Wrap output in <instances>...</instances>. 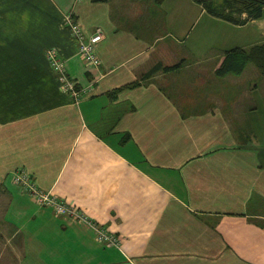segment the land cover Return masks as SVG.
I'll list each match as a JSON object with an SVG mask.
<instances>
[{"label":"crops","instance_id":"crops-1","mask_svg":"<svg viewBox=\"0 0 264 264\" xmlns=\"http://www.w3.org/2000/svg\"><path fill=\"white\" fill-rule=\"evenodd\" d=\"M134 2L120 24L112 0H0V248L16 264H264V112L229 97L227 77L242 72L218 76L223 54L205 75L193 72L198 50L176 55L149 38L163 17L150 22ZM196 2L192 19L198 4L212 16ZM68 14L86 35L102 33L97 66L77 53ZM261 17L214 18L237 28ZM49 47L77 101L62 91ZM153 61L159 68L144 73ZM184 78L195 88L182 90ZM22 171L86 218L37 204L15 181ZM92 223L119 244L98 241Z\"/></svg>","mask_w":264,"mask_h":264},{"label":"rangeland","instance_id":"rangeland-1","mask_svg":"<svg viewBox=\"0 0 264 264\" xmlns=\"http://www.w3.org/2000/svg\"><path fill=\"white\" fill-rule=\"evenodd\" d=\"M134 1L135 0H112L114 20L120 24L123 23V20L127 19L125 13L129 8H131L130 5L134 7ZM137 1H140L139 3L143 5L141 9L143 11L142 15H148L150 22L155 23L163 17L164 23L156 24L158 29L150 32V34H148L149 38L152 39L155 36H160L162 41L159 43V45H174L172 48L167 45L166 50L169 52V49H171V53L176 55L189 56V54L193 53L194 50L197 49L199 56L203 57L199 61H189L187 67L193 68L191 69L193 72L198 74L200 73L201 75H205V72H200L201 69H208L211 67L213 64H215L214 58L224 53L219 50L221 48L220 41L223 42V48H231L234 46L249 48L254 44L264 43V8L262 17L256 26L248 24L244 27L235 28L226 25H220L221 23L218 20H215L214 17L209 16L204 12L201 13L199 4L195 19H192L194 13L192 10L190 11L189 5L193 6L194 0H164L162 7L155 3L154 0ZM238 1L240 5H243V2H241L242 0ZM138 14H140V10H138ZM68 16L70 15L68 14ZM68 16H66L65 23H67ZM137 16L136 19L139 20V17ZM157 16L159 20L156 18ZM131 23L135 22L132 21ZM166 31L169 33L171 32V35L167 34ZM70 38L74 41L71 36ZM178 39L179 42H176ZM49 48L55 49L59 55H61L57 48ZM45 58L48 61L47 53H45ZM180 62L182 61H178V63ZM86 63L88 64V62ZM154 65L155 62L153 61L144 69V73L149 71ZM184 79L187 81V83L183 84L185 85V89H182L181 87L182 90H187V86L195 88L194 84L189 81V78ZM227 79L228 86L225 90L226 92H229V97L231 99H235L239 103L243 102L246 105H250L252 101L253 103L257 104V107L259 106L261 112H264V75L261 74L259 68L254 62H248L242 70L241 75L230 74ZM182 94H184V91H182ZM246 105L242 104V106L245 108ZM257 109L254 108L253 110L249 109L246 111L248 112L252 121H254V113L257 112ZM238 110L241 112L244 109L238 108ZM259 114L260 112L258 110L257 119L261 116H263L262 119H264V113L258 116ZM240 120L242 121L241 117ZM245 121L248 123L247 118L244 119V122ZM231 123L238 131V134L242 135L241 140H243L244 143L252 141L251 137L249 136L250 134L247 132L245 126L242 123L233 121ZM254 143L259 144V141H254ZM260 143H264V141H261ZM23 172L26 173V171ZM32 199H34V201L39 204L35 198L32 197ZM41 206L45 207L44 205ZM50 209L53 210L52 208ZM0 264H16V262L10 256L9 252H6L4 249L0 248Z\"/></svg>","mask_w":264,"mask_h":264},{"label":"built area","instance_id":"built-area-1","mask_svg":"<svg viewBox=\"0 0 264 264\" xmlns=\"http://www.w3.org/2000/svg\"><path fill=\"white\" fill-rule=\"evenodd\" d=\"M71 37L75 41L76 50L88 64L96 66L99 64V58L96 54V43L101 40L102 33L96 31L91 35H86L82 31V27L72 17L68 16L67 23ZM48 62L54 73L57 74L61 81L62 91L74 98L79 99L80 89L75 88L74 83L67 77L65 71V63L61 55L55 50L48 48L46 50ZM15 181L19 183L40 205L52 208L58 214L71 216L74 218H86L82 211L75 205L68 203L66 200L57 197L56 195L41 190L36 183L31 179L29 174L25 172L17 173ZM94 224V230L98 241L106 245H118L119 239L110 234L105 227Z\"/></svg>","mask_w":264,"mask_h":264},{"label":"trees","instance_id":"trees-1","mask_svg":"<svg viewBox=\"0 0 264 264\" xmlns=\"http://www.w3.org/2000/svg\"><path fill=\"white\" fill-rule=\"evenodd\" d=\"M154 1L156 3H162L164 0ZM197 2L202 4L204 9L210 15L237 25H242L247 23L249 20L261 17L263 14L264 6V1L262 0H242L241 2H243V5H240L238 0H204ZM248 62H254L255 65L259 68L261 74L264 75V43H257L250 46L249 48L232 47L225 50L215 72L218 76H222L227 72L241 73ZM159 66L160 63L158 65H155L150 72L155 71L157 68H159ZM177 67H179V63L171 66H165L164 70L167 71ZM66 75L74 83L75 88L79 90L78 85L72 78H70L67 71ZM80 95L81 90L79 96Z\"/></svg>","mask_w":264,"mask_h":264},{"label":"water","instance_id":"water-1","mask_svg":"<svg viewBox=\"0 0 264 264\" xmlns=\"http://www.w3.org/2000/svg\"><path fill=\"white\" fill-rule=\"evenodd\" d=\"M197 1H204V0H197ZM262 1H264V0H262Z\"/></svg>","mask_w":264,"mask_h":264}]
</instances>
